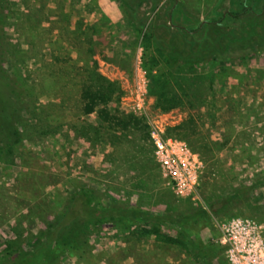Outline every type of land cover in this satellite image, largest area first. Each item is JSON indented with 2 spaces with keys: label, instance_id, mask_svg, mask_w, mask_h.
<instances>
[{
  "label": "rangeland",
  "instance_id": "obj_1",
  "mask_svg": "<svg viewBox=\"0 0 264 264\" xmlns=\"http://www.w3.org/2000/svg\"><path fill=\"white\" fill-rule=\"evenodd\" d=\"M0 16V78L13 79L25 122L0 154V253L50 245L79 190L95 208L177 225L153 222L157 235L140 237L97 218L83 247L39 264H229L220 225L234 220L252 223L264 245V0H0ZM170 70L182 78L167 84L176 96L168 108L156 94ZM89 90L108 97L111 128L84 111ZM191 120L194 132L180 128ZM81 130L92 134L85 144ZM155 132L198 159L191 196L164 178ZM238 188L247 192L221 212L210 208ZM179 225L209 254L173 244Z\"/></svg>",
  "mask_w": 264,
  "mask_h": 264
},
{
  "label": "trees",
  "instance_id": "obj_2",
  "mask_svg": "<svg viewBox=\"0 0 264 264\" xmlns=\"http://www.w3.org/2000/svg\"><path fill=\"white\" fill-rule=\"evenodd\" d=\"M233 16L238 18L239 14L232 13V17ZM1 21L2 19L0 16V24ZM169 65H171V63H169ZM179 77L182 78L178 72L174 73L171 70L157 77V80H159L158 82L161 83V87L156 94L157 100H159L158 106H163L162 104L165 103L168 108H171L175 104L174 102H176V96L169 95L167 84L172 80L178 79ZM0 81L5 84L4 86L8 90L7 93L4 91L5 94H2V97H0V108L7 109V112L5 113L6 119L4 121V125H0V154H2L3 152L10 151V148L15 143V138L17 141V135L19 134L18 129L21 128L25 122L22 118L23 108L20 102V93L11 85L14 82L13 79L5 73L3 77L0 78ZM82 98L84 103V111L86 113L96 111L99 114L101 120L104 122V128L106 130L107 128H111L112 117L110 118L106 108L104 109V106L107 105L108 97H106V95H101L100 91L97 90L93 95V91L89 90ZM106 123L108 124L107 127H105ZM131 124L132 123L129 117H125L123 119L124 129H129L128 127H130ZM194 127L195 121L192 120L190 125L189 123H185L180 126V128L183 130L189 129L192 132H194ZM100 128H103L102 125H98L95 128L97 133ZM245 192H247L246 189H233L231 190V193L227 197L223 198L220 203H213L210 205V208L217 213L221 212V207H224L225 205H231L237 196L244 194ZM67 203L69 212H67L61 218V223H58V226H52L53 240L51 241L50 245L43 244L40 247L37 246L34 248L33 246H29V248L12 244L8 246L6 250L0 253V264H39L40 262L42 263L46 261L48 253H50V256L54 257L59 253H67L69 249L81 248L85 245L87 236L86 234L93 227L91 226V223L97 218L110 217L115 221L116 226L120 228H129L136 234V236L139 235L140 237L157 235L158 229L156 225L153 224V222L168 221V223L172 225H177V220L167 215H155L147 211L128 208H95L90 203L88 193L84 190L77 191L75 195L68 199ZM77 210L79 212L76 214L75 211ZM75 218L78 220L79 225L77 224L75 229L71 230V237L69 238L68 236L62 235L63 229L66 228L65 225ZM179 228L181 235L178 237V240L177 237L173 239V244H177L178 242L184 245V247H186L190 253L196 254V257H204L206 254H209V252L205 251L202 245L191 238L190 234L186 231V229H184L182 225H179ZM134 233L133 235H135ZM181 237H184L185 240L181 239ZM27 248H29V251H26Z\"/></svg>",
  "mask_w": 264,
  "mask_h": 264
},
{
  "label": "built area",
  "instance_id": "obj_3",
  "mask_svg": "<svg viewBox=\"0 0 264 264\" xmlns=\"http://www.w3.org/2000/svg\"><path fill=\"white\" fill-rule=\"evenodd\" d=\"M155 158L164 178L179 195L189 197L198 184L199 161L192 154L181 156L173 147V140L164 139L160 133H152ZM220 243L228 247L229 264H264V245L256 234V228L247 221L234 220L220 225Z\"/></svg>",
  "mask_w": 264,
  "mask_h": 264
},
{
  "label": "crops",
  "instance_id": "obj_4",
  "mask_svg": "<svg viewBox=\"0 0 264 264\" xmlns=\"http://www.w3.org/2000/svg\"><path fill=\"white\" fill-rule=\"evenodd\" d=\"M92 128V127H91ZM86 129H88V128H86ZM78 135L80 136V138L82 139V144H85L84 143V141H86V140H88V139H90L91 138V133H89V131H79V133H78ZM95 140H96V138H95ZM96 145H97V143H95ZM100 148V147H99ZM99 148L98 147H95L94 148V150L95 151H97V150H99ZM44 232V231H43ZM40 242V243H39ZM37 244L39 245V247L41 246V245H43V242H42V240L41 241H39ZM42 242V243H41Z\"/></svg>",
  "mask_w": 264,
  "mask_h": 264
}]
</instances>
